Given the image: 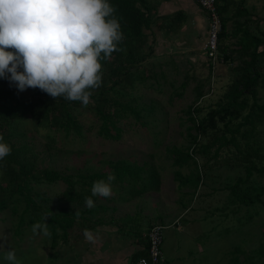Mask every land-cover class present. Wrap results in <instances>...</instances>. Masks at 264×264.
Wrapping results in <instances>:
<instances>
[{
    "label": "trees",
    "instance_id": "obj_1",
    "mask_svg": "<svg viewBox=\"0 0 264 264\" xmlns=\"http://www.w3.org/2000/svg\"><path fill=\"white\" fill-rule=\"evenodd\" d=\"M168 1L172 0H108L121 25L124 39L118 47L124 51L101 59L102 83L92 90L87 107H82L79 101L54 99L39 89L20 92L0 78V136L11 147V154L0 161V214L5 212L14 219V236L21 235L25 226L44 223L43 218L47 216L45 222L51 236L46 237L52 249L60 243L69 247L80 242L85 229L94 232L110 227L115 234H110L113 240L118 236L141 244L131 255L129 264L149 259V231L154 225H165L163 218L143 214L151 196H159L163 186L159 171L152 168L155 163L149 165L151 160L156 161L155 151L148 153V157L152 156L148 161L101 159L98 169L85 166L72 171L60 169L57 164L44 167L27 134L17 131L21 120H30L34 131L45 130V149L48 154L52 153V159L73 151L83 155L82 149L59 148L58 134L67 139L83 138L96 126L99 136L119 140L131 124L144 129L145 134L150 133L157 124L149 120L153 121L157 108L163 105L156 96L146 95L149 90L165 94L170 105L183 98L188 88L193 94L192 100L178 110L177 130L182 142L170 136L160 156V161H167L174 170L173 180L182 196L178 204H183L188 194L195 199L201 196L200 189L207 181L216 180L219 170L225 168L235 173L224 184L228 190L227 208L232 215L238 219L243 217L244 222L249 215L251 221L258 214L256 207L264 208V103L258 97L259 91L264 90V30L260 27L264 18L248 8L246 0H215L221 22L217 53L211 59L203 51L206 63L200 73L196 66L188 65L180 68V74L175 59L169 60L176 55L163 56L157 60L160 62L152 60L156 57L155 31L167 38L176 34L186 21L183 11L167 16L157 14L159 4ZM191 1L207 18V12L197 1ZM226 74L231 83L219 87L216 93L217 79ZM162 85H167L166 91L161 89ZM142 87L145 92L140 91ZM213 94L217 95L215 101L206 102ZM84 109L94 122L88 126L82 120ZM162 142L155 138L153 145L160 148ZM109 175L115 177L110 182L112 196L92 197L95 206L86 207L85 197L91 195L93 182L101 179L108 182ZM59 184L61 189L51 195L50 191ZM138 199H144L146 204H135L140 211L134 214L137 217L130 221L124 219L129 215L118 214L121 208L129 207ZM153 202L157 210L163 204L159 199ZM162 247L159 264L166 263ZM235 250L233 262L239 264V256L243 255L241 261L247 263L246 252L241 248ZM251 252L259 262L264 256V241Z\"/></svg>",
    "mask_w": 264,
    "mask_h": 264
},
{
    "label": "rangeland",
    "instance_id": "obj_2",
    "mask_svg": "<svg viewBox=\"0 0 264 264\" xmlns=\"http://www.w3.org/2000/svg\"><path fill=\"white\" fill-rule=\"evenodd\" d=\"M246 6L248 8L251 7L252 11L260 18H264V0H246ZM260 27L264 30V24H261ZM182 36L178 35L177 38H182ZM189 42H191V35ZM160 44L162 42L159 40L158 46L156 45L157 55L165 53ZM174 50L180 51L176 48ZM176 55L177 57H168L169 60L175 59L176 64H181V68L185 67L181 62V56H179L181 53ZM158 59L159 57L157 56L152 58L154 61ZM173 63L174 61L171 62V64ZM195 66L197 72L200 73L198 65L195 64ZM169 68L171 69V67ZM178 72L180 73V70ZM178 80L180 82L182 77L179 76ZM217 80L218 82L214 86L216 87V93H218L219 87L221 88L231 83H229L230 77L227 74L220 76ZM161 89L166 91L167 85H162ZM144 90L145 88H140L141 92H145ZM145 93L147 96H156L163 105L161 108H157L156 118L154 117L155 121L154 118L153 121L149 120L150 123L157 124L151 131L149 130L150 133L145 134L146 131L144 129L135 128L131 124L129 128H125V132L119 140H108L99 136L96 133V126L92 131L86 132L83 138L70 137L67 139L58 134L56 145L59 148L68 150L82 149L84 150L83 155H77V152L73 151L72 153L70 152L71 154H60L52 159V153L48 154L45 149V143L47 142L45 130L35 129L36 131H34V123L30 120H21L19 126H17V131L27 134V137H29L28 141L38 152L44 167H52L53 164H57L60 169L67 168L72 171L74 168H83L85 166L98 169L100 168L98 163L101 159L125 158L130 161H148L152 157H148V153L155 151L157 155L156 161L151 160L149 165H152L151 163L153 162L155 163L152 168L159 171L161 180H163L160 197H158L159 203H163L161 205L164 210L163 213L171 215L172 221L170 223L174 221L176 223L178 219L181 220L180 228L182 229L176 232L171 227L165 226L162 249L166 263L162 264H168L172 261L175 251L180 258L178 260L175 259L172 264H235L237 262H233L236 252L235 248H241V250L246 252L245 257H248L247 263H243L241 259H244V256L240 255L239 264L240 262L242 264H264V256L258 262L256 258H253L251 252V250L259 246L261 241H264V236L262 237V232H264V208L262 206L256 207L258 214L254 215L255 218L251 221L248 218L249 215L246 216V222H244L243 217L238 219L232 215L230 208H227L228 190L224 189V184L234 177L235 173L233 171L229 172L225 168H221L219 170L220 176L214 181H207L200 189L199 194L201 196L195 199L193 195L188 194L184 202H182L183 204L179 205L178 201L182 196L177 183L173 180L174 170L169 168L167 161H160L162 160L160 156L164 154L163 147L168 145L170 136L176 142H182L177 130L179 121L177 119L179 117L178 110L181 107H185L192 100L191 88L185 91L183 98L173 102V105H170L167 96L163 93L160 94L156 90H149ZM258 97L261 100L260 103H264V90L259 91ZM215 98H217V95L213 94L206 102H213ZM82 111L84 124L88 126V124L94 123L92 115L86 109ZM155 138L163 140L160 148H156L153 145ZM225 176H229V178L225 180ZM56 189H61V185L55 186L50 191V194L52 195ZM137 189L140 188L137 186ZM131 192L133 193L134 190ZM243 211L240 212L241 215L244 214ZM134 217L137 216L134 215ZM134 217L129 216L124 217V219L129 218L131 221ZM13 220L5 212L0 214V244L5 245L4 248H0V264H7L3 259V254L9 248L15 251L21 264H81L75 256L78 254L79 256L77 257L82 256L77 249L84 245L83 240L69 247L60 243L52 249L46 236L33 235L31 231L33 225L31 227L25 226L21 235L14 236ZM146 221L147 219L144 222ZM170 223L167 224L169 225Z\"/></svg>",
    "mask_w": 264,
    "mask_h": 264
},
{
    "label": "clouds",
    "instance_id": "obj_3",
    "mask_svg": "<svg viewBox=\"0 0 264 264\" xmlns=\"http://www.w3.org/2000/svg\"><path fill=\"white\" fill-rule=\"evenodd\" d=\"M115 11L108 0H0V78L20 92L39 89L87 107L92 90L102 83L101 59L124 51L118 47L124 36ZM10 154L11 147L0 136V161ZM114 179L109 175L108 182L94 181L85 206H95L92 197L110 198ZM47 218L32 226L34 236H51ZM83 235L95 242L90 230ZM3 259L21 264L10 248Z\"/></svg>",
    "mask_w": 264,
    "mask_h": 264
},
{
    "label": "crops",
    "instance_id": "obj_4",
    "mask_svg": "<svg viewBox=\"0 0 264 264\" xmlns=\"http://www.w3.org/2000/svg\"><path fill=\"white\" fill-rule=\"evenodd\" d=\"M177 11H183L185 13L186 21L184 25L176 34L167 36V38L162 33L155 31L153 38L155 47L154 54H156L157 52L156 45L158 46V41L160 40L162 42V44L160 45H162L165 53H163L162 55L156 54L157 57L161 59L163 56L165 57L171 54L176 55L178 53H181V55L179 56H181L180 59L183 65H185L186 67H188V65H194L195 67V64H197L199 69H201L204 67V63H206V58L203 54V45L206 38V29L208 28L207 19L202 11H200L196 4L191 0H172L168 2H161L156 10L157 14L160 16L171 15ZM178 35H183L185 37L182 36V38H177ZM190 35L191 42H189ZM175 48L180 51H175ZM180 65L181 64H177L179 70H181ZM157 195L158 194L151 196L152 200L150 204L145 207L144 213H141L146 215L153 214L149 217L159 216L160 218H163L164 223H170V221H172L170 217L171 215L163 213L164 210L161 208V206L160 208H158V210L154 206L155 202H153V200H158V197H160ZM138 202L142 203V205L146 204L144 199L135 200L132 202V204H129V207H125L124 209L121 208L118 211V214L121 213L134 217V214L140 213V211L136 210L135 208V204H137ZM177 222L175 223L174 221L169 225L165 224L164 230L165 226L171 227V229L175 230L176 232L182 230L180 228L181 220L178 219ZM105 229L106 230H104V228H99L96 231L92 232L95 236V242H89L83 236L81 241H84V245H82L80 249H77L80 251V254L82 256L77 257L79 256V254L75 256V258H77V260L81 264H129L131 255L136 251V249L141 247V244H137L134 239H123L115 236L113 240V238L110 237V234H113L114 230L110 227H106ZM178 245L180 246L179 243ZM179 258L180 257L175 251L174 255L172 256V261H170L168 264H172L175 259L178 260Z\"/></svg>",
    "mask_w": 264,
    "mask_h": 264
},
{
    "label": "built area",
    "instance_id": "obj_5",
    "mask_svg": "<svg viewBox=\"0 0 264 264\" xmlns=\"http://www.w3.org/2000/svg\"><path fill=\"white\" fill-rule=\"evenodd\" d=\"M199 6L207 12V36L203 45V51L206 58L214 59L217 53L218 35L221 31V22L217 15L215 0H196ZM164 227L154 225L149 231L150 247L149 259H141L146 261V264H159L160 248L163 244ZM140 260V261H141ZM139 261V262H140ZM139 262L137 264H139Z\"/></svg>",
    "mask_w": 264,
    "mask_h": 264
}]
</instances>
